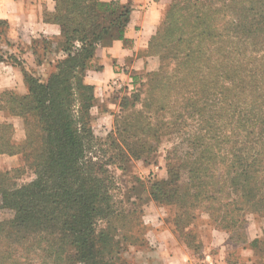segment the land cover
<instances>
[{
	"label": "trees",
	"instance_id": "16d2710c",
	"mask_svg": "<svg viewBox=\"0 0 264 264\" xmlns=\"http://www.w3.org/2000/svg\"><path fill=\"white\" fill-rule=\"evenodd\" d=\"M54 1L46 17L59 25L65 57L45 81L24 73L27 93L0 106L33 118L22 148L12 126L0 124V154L21 153L35 174L0 188V209L12 211L0 220V264L121 262L135 210L113 200L109 166L146 158L149 138L162 134L180 141L166 152L167 176L151 185L154 200L179 199V214L194 220L202 211L216 225L227 220L224 228L252 198L264 204V0H170L150 39L168 43L160 66L130 96L125 115L123 100L104 140L89 128L94 87L83 76L98 45L123 39L130 4ZM5 126L11 132L3 136Z\"/></svg>",
	"mask_w": 264,
	"mask_h": 264
},
{
	"label": "rangeland",
	"instance_id": "374dc122",
	"mask_svg": "<svg viewBox=\"0 0 264 264\" xmlns=\"http://www.w3.org/2000/svg\"><path fill=\"white\" fill-rule=\"evenodd\" d=\"M103 1H114L120 4L127 3L122 0ZM166 1L167 4L162 11L160 22L157 24L152 36L161 28L163 17L170 3V0ZM129 6L132 10L131 5ZM150 39L144 44V49L134 59L133 67L117 64L119 67L117 71L120 72L121 77L118 75L111 79L98 94L92 85L94 87V98L93 106L90 108L89 128L94 137L102 138L103 140L106 138L113 128V120H120L121 118L123 100L126 99L125 104L127 105L126 110L122 113V115H125L133 108L130 106V96L137 92L141 83L146 80L149 74L158 70L161 56L166 52L168 43H165L163 38L158 36L151 42ZM113 41H110L109 44H100L97 46V49L106 47ZM63 42L64 40L61 36L58 43L54 46L50 39H35L36 65L30 70H26L24 67L22 72L26 91L27 84L25 83L24 73L34 75L41 81H45L50 73L56 72L57 61L65 57V53L62 50ZM129 43L128 39L125 44L128 46ZM95 57H97V53L88 61V67L83 76L84 82L88 70L100 67L98 61H94ZM11 61L15 63L19 62L22 65L14 55H12ZM26 93L12 90L1 92L0 106L8 109L9 106H13L17 99H21V96ZM135 106L137 109L141 108L139 102ZM7 109L4 110L7 112ZM7 113L4 114L7 117L11 116V122L4 121V123L12 126V132L9 126H5L2 128L1 133H3V136H6L11 132L12 138L15 132V140L12 138V142H15L17 147L22 148L25 129L32 128L33 118L29 115L23 117L8 115ZM13 124H16V126H13ZM17 125L20 127V134L17 130ZM148 141L154 146V149H152L146 158H129L121 163L122 168L117 167V163L116 165L112 164L109 166V170L114 178L113 186L110 189L113 200L125 211L135 210L131 219L127 220V226L131 225L129 231L131 239L128 238V241L122 242L119 251L121 262H118V264H165L164 248L157 245L151 238V231L154 228H157V230L160 228L171 229L182 249L189 254L190 264H203L206 260L219 264V261H223V255L219 252V249H222L221 246L224 245L223 240L226 242L225 247H222L227 250L225 258L227 262H232V260H236L238 256H241V249L251 248L254 251L256 261L264 263V204L259 205L256 201L257 199L252 198L248 201V205L238 218L239 220L235 221L233 225L229 223L226 228L221 227V224H226L227 220H223L221 221L223 223L216 225L202 211L196 210V218L194 220L188 219L185 217L186 215L179 214L181 212L180 209L178 210L179 212L177 211L176 207L179 204V199L176 201L174 199L172 204V202L167 203L165 201L154 200L151 194V185L167 176L166 152L173 145L179 143L180 138L177 135L162 134L159 138H149ZM111 147L109 140L104 143L105 150L109 149L111 151ZM184 147L185 145L178 149ZM18 156L17 165L6 170L9 171L7 175L4 173L6 171H0V188L1 186L16 187L34 179L35 174L33 173V169L30 168L29 163L25 162L21 153H18ZM185 178V175L181 177L182 180H185ZM254 185L252 184L253 187ZM254 189L255 196L257 197L261 189L258 185ZM234 196L236 195H231V197ZM240 196L243 195L240 194ZM235 213L237 212L235 211ZM11 215L12 211L5 208L0 209V220L7 219ZM136 218L137 220L134 221ZM179 221L180 225L177 228L176 222ZM136 222H139V224H136ZM211 231L217 233L215 234V239L220 241V246H211L210 249H207L210 246L207 243L210 240ZM212 252L215 255L219 254L220 258L217 257L216 259L215 256L212 258L208 256L209 254H206H212ZM171 264H178V262L175 260Z\"/></svg>",
	"mask_w": 264,
	"mask_h": 264
},
{
	"label": "crops",
	"instance_id": "0c3cea01",
	"mask_svg": "<svg viewBox=\"0 0 264 264\" xmlns=\"http://www.w3.org/2000/svg\"><path fill=\"white\" fill-rule=\"evenodd\" d=\"M122 1L129 2L133 8L123 39L114 40L110 45L96 49L97 57L94 61H98L100 67L88 70L84 78L86 83L95 87L97 94L106 87L111 79L118 75L122 76L117 71L118 65L133 67L134 59L144 49V44L152 37L167 4L166 0ZM54 6V0H0V92L7 90L26 92L22 72L24 67L26 70H30L36 65L35 39H50L53 46L58 43L61 36L59 25L46 17L47 14L54 12ZM128 39L130 43L127 46L125 43ZM12 55L17 57L22 65L19 62H12ZM10 119L11 116L7 117L4 112L0 111V124L4 121L11 122ZM14 125L16 126V124ZM17 126L20 134V127ZM12 138L15 140V132ZM18 160V153L0 154V171L15 167ZM215 234H217L215 231H211V237L207 243L210 246L207 249H210L211 246H220V241L215 239ZM151 235L152 240L165 250L163 253L165 264H171L175 260L178 264L191 263L189 254L182 249L171 229L160 228L157 230L154 228ZM225 243L223 240L224 245ZM224 245L222 246L225 247ZM222 246L219 252L223 255V261H219V264H264L256 261L251 248L241 249V256L232 262H227L225 260L227 250ZM213 252L206 254L212 258H214L213 256L216 259L220 258L219 254L215 255Z\"/></svg>",
	"mask_w": 264,
	"mask_h": 264
},
{
	"label": "built area",
	"instance_id": "2783aa9c",
	"mask_svg": "<svg viewBox=\"0 0 264 264\" xmlns=\"http://www.w3.org/2000/svg\"><path fill=\"white\" fill-rule=\"evenodd\" d=\"M145 1H146V2H153V0H145ZM203 264H214V263L211 262V261L206 260V262L203 263Z\"/></svg>",
	"mask_w": 264,
	"mask_h": 264
}]
</instances>
